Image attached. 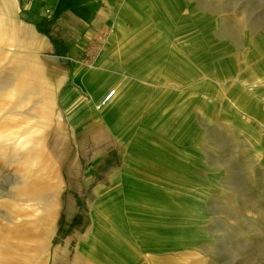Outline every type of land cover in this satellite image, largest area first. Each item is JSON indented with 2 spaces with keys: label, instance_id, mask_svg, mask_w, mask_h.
I'll return each instance as SVG.
<instances>
[{
  "label": "rangeland",
  "instance_id": "374dc122",
  "mask_svg": "<svg viewBox=\"0 0 264 264\" xmlns=\"http://www.w3.org/2000/svg\"><path fill=\"white\" fill-rule=\"evenodd\" d=\"M156 7L162 22L125 39L132 64L116 77L133 95L122 123L142 151H130L135 187L107 193L101 181L126 167L84 165L85 129L70 123L119 112L93 100L70 115L81 88L97 99L109 77L87 72L95 53L75 26L57 31L48 11L31 32L0 0V264H264V0ZM8 54L40 73L9 69ZM72 78L81 94L64 108Z\"/></svg>",
  "mask_w": 264,
  "mask_h": 264
},
{
  "label": "crops",
  "instance_id": "0c3cea01",
  "mask_svg": "<svg viewBox=\"0 0 264 264\" xmlns=\"http://www.w3.org/2000/svg\"><path fill=\"white\" fill-rule=\"evenodd\" d=\"M144 1L145 3L139 4L138 2L136 3V0H11V2L15 5V11L13 14L14 17L11 19H14L16 22L21 24L26 23L27 26L29 25L27 28L31 32H35L37 27H39L42 22L44 23L45 19H48V11L53 13L54 16H57V19L60 21V25L56 28L57 31L66 29L65 32H68L70 31L69 29H72L75 26L77 28V33L81 35L82 38L80 52L88 55L95 53V56L91 61V70L87 72L94 71V76L97 78L100 77V80L105 75L109 77L108 82L110 88L107 87L101 91L102 93L98 94L99 96L97 99H92L91 96L81 88L88 98L75 106L70 118L76 114L77 110L78 112L82 111L81 109H83L84 106H86L85 108L87 109V105L89 103H93V100H95V104L98 103L108 91L112 89L118 90V92L115 90V93L110 101H107L108 104L106 102L107 105L105 104L106 106L99 111H103L110 103L114 102L116 97H120L118 102L119 104L117 103L116 106L111 107L112 111L119 112V118L114 117L109 124L103 120V117H98L96 123L93 122L96 119L92 121L88 119H81L77 122V124H74L73 122L70 123L75 133L85 129L84 135H82L79 140V142L84 140L85 144L86 142L88 143L85 148V154L88 156L86 157L88 162L84 161V165L88 164L90 167H94L99 165H108L114 161V163H119L126 167L123 171L120 169V171L114 170L112 173L110 172L106 175L103 181L105 182L106 179V182L111 184V188L105 187V184L101 181L102 184L98 190H106L107 193L115 191V189L122 183V180H124L126 184L128 183V186L135 187L132 183H129L132 181L131 176L134 169L130 147L131 139L134 135L137 136V134H134L129 128L127 131V125H123L122 123L123 111L128 106H132L133 95H131L130 92L128 94L126 91L127 88L122 84V81H120L121 79L118 80L116 77L121 75L119 72L121 67L129 63L132 64L130 57L127 56V54L129 55V53H131V49L129 47L122 49L125 39L135 33H139L143 29L148 28L149 23L156 22L157 24L162 22L160 16L158 22L157 17L153 18V16L148 12L150 9H155L158 10L159 14H161L163 11H161L160 8H155V6L158 3L165 6V0ZM150 6L152 8H150ZM132 11L134 13H132ZM3 16L7 17L6 14ZM154 27L158 28V26ZM159 28L162 27L159 26ZM78 36L76 35L74 38H79L80 36ZM160 37H163V35H160ZM124 54L126 55L124 56ZM122 55L124 57H122ZM8 56L10 58L8 66L9 69L17 70L23 68L25 70H23L24 73L30 74L34 78L40 73L35 62L29 57L17 54H8ZM108 56L114 59L111 63L106 62L105 60V57ZM145 64H147V62ZM109 65H112L111 76L104 73V71L109 72ZM34 67H37V74L33 70ZM79 70V68H74V73L72 75L75 79L76 76H79ZM23 76L24 75L19 77ZM136 77H138L137 81H139V75L134 77L135 81ZM74 78H72V84L66 87L63 91L64 93L66 90H70V93L67 95L68 101L65 104L62 103L64 108H68L73 103H76L80 97L81 93L79 92L78 86H81L76 83ZM14 84L15 83H13V85ZM31 91L35 93L34 88H32ZM71 97L72 99H70ZM90 143H93V145L89 146ZM78 144L76 151L80 150ZM108 144L110 146L106 148ZM106 149H108V153L105 152ZM92 151H94V153L91 156L89 153ZM124 151H126V154L123 156ZM138 194L139 193H132L133 196L131 195V203L135 202V198L141 197V195L138 196ZM107 202L109 203V200Z\"/></svg>",
  "mask_w": 264,
  "mask_h": 264
},
{
  "label": "bare ground",
  "instance_id": "6f19581e",
  "mask_svg": "<svg viewBox=\"0 0 264 264\" xmlns=\"http://www.w3.org/2000/svg\"><path fill=\"white\" fill-rule=\"evenodd\" d=\"M169 0H165V4H166V6H168V4H169V2H168ZM150 8H152L151 6H150ZM151 10V9H150ZM33 70H34V72L37 74L38 73V70H37V67H34L33 68ZM35 92H37V91H35ZM119 98L120 97H116V99H114V102L113 103H110L107 107H106V111H112L111 110V107H113V106H116V104L119 102ZM107 104H108V102H107ZM106 104V105H107ZM119 104V103H118ZM97 104H95V106H96ZM119 108V107H118ZM98 110V109H97ZM37 116H38V114H37ZM135 143V142H134ZM135 145V144H134ZM130 151H133V152H135V156L136 157H138L139 156V154H141L142 153V151H141V148L139 149V147H132L131 148V150ZM141 156V155H140ZM103 212H101L102 213V215H104V213L106 214L107 213V210H105V208L102 210Z\"/></svg>",
  "mask_w": 264,
  "mask_h": 264
},
{
  "label": "built area",
  "instance_id": "2783aa9c",
  "mask_svg": "<svg viewBox=\"0 0 264 264\" xmlns=\"http://www.w3.org/2000/svg\"><path fill=\"white\" fill-rule=\"evenodd\" d=\"M115 91L112 89L110 91H108L103 98L97 103L96 107L98 110L103 109L106 105V102L110 101V99L112 98V96L114 95Z\"/></svg>",
  "mask_w": 264,
  "mask_h": 264
}]
</instances>
